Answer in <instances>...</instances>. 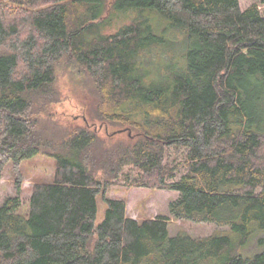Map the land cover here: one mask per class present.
<instances>
[{"label": "trees", "instance_id": "obj_1", "mask_svg": "<svg viewBox=\"0 0 264 264\" xmlns=\"http://www.w3.org/2000/svg\"><path fill=\"white\" fill-rule=\"evenodd\" d=\"M175 33L185 39L184 65L154 69ZM66 63L93 81L83 124L49 112ZM257 91L264 98L257 5L0 0V180L7 166L17 178L16 196L0 207V264H264ZM171 148L186 153L175 182ZM39 154L56 160L53 180L33 185L20 214L23 164ZM131 170L140 174L133 186L180 194L170 204L175 220L229 231L171 236L169 216L130 217L127 202L107 193ZM99 196L107 209L97 223Z\"/></svg>", "mask_w": 264, "mask_h": 264}, {"label": "rangeland", "instance_id": "obj_2", "mask_svg": "<svg viewBox=\"0 0 264 264\" xmlns=\"http://www.w3.org/2000/svg\"><path fill=\"white\" fill-rule=\"evenodd\" d=\"M240 6L243 10L257 5L262 13H264V4L259 0H239ZM11 9H15L13 5H9ZM132 17V15H131ZM130 17V18H131ZM125 18L126 19H130ZM124 22L119 20L112 29L107 32H115L119 26ZM173 43L167 47H162L154 54V69L164 71V73H175L176 70L184 65V41L185 39H178V33L170 35L169 38ZM57 90L59 102L50 106L49 112L54 118L65 120L76 119L77 123L83 124V117L89 118L90 109L85 105L87 101H94V98L89 95V91L93 89V81L87 76L77 74L76 70L70 63L64 64L59 73L57 80ZM257 103L252 102L251 107L256 112V118L264 124V98L262 92L257 91ZM259 96V97H258ZM89 105V104H88ZM99 127V123H96ZM104 131V130H102ZM166 161L173 165H178V170L173 179L168 182H175L179 180L186 172V153H175L173 148L169 149L166 154ZM56 160L54 158L36 155L23 164V181H22V204L18 210L20 214H26L29 208V201L31 197L32 187L38 182H50L53 180L55 173ZM128 176V179L126 177ZM140 176L138 170L126 171L121 176L117 185L112 186L107 196L111 199H120L127 202V211L130 217L142 221L149 218H155L161 215L169 216V230L171 236H176L179 233L188 234L191 237H206L215 233L229 231V227H220L213 223H195L191 221H178L172 217L170 210L171 202L179 199L180 194L176 191L169 190H154L143 187L133 186L131 181L138 179ZM17 178L14 175L11 166H7L3 171L2 179L0 180V207L4 202L16 196ZM98 219L97 223L103 221L107 209L106 203L102 197H98Z\"/></svg>", "mask_w": 264, "mask_h": 264}, {"label": "crops", "instance_id": "obj_3", "mask_svg": "<svg viewBox=\"0 0 264 264\" xmlns=\"http://www.w3.org/2000/svg\"><path fill=\"white\" fill-rule=\"evenodd\" d=\"M134 218V217H133Z\"/></svg>", "mask_w": 264, "mask_h": 264}]
</instances>
